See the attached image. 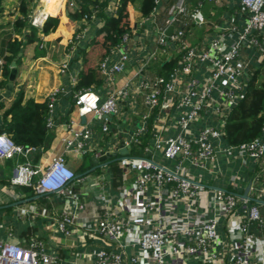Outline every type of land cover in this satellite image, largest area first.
<instances>
[{
    "label": "built area",
    "instance_id": "obj_1",
    "mask_svg": "<svg viewBox=\"0 0 264 264\" xmlns=\"http://www.w3.org/2000/svg\"><path fill=\"white\" fill-rule=\"evenodd\" d=\"M119 1L107 7L113 15ZM204 1L222 5L225 0ZM236 1L234 14L215 27L219 35L203 49L185 39L188 22L199 27L205 23L202 4L192 9L180 0L171 7L168 26L179 27L170 36L160 29L157 44L164 51L170 46L178 49L177 66L167 76L141 79L137 90L145 98L147 111L141 115L137 133L94 152L97 159L117 154L110 160L117 159L122 168L137 173L135 181L117 194L116 204L111 206L100 177L77 193L76 188L88 179L78 177L64 155L54 157L45 169L30 163L14 169L13 186H33L38 195L64 200V211L55 221L66 236L80 226L91 238L101 241L100 249L83 255L86 264H264V203L251 202L249 197L253 190L263 197L264 187L251 185L248 198H244L237 170L252 161L264 174V122L255 140L239 145L226 141L228 116L244 97L254 64L264 65V0ZM159 2L156 0V5ZM46 20L43 14L30 17L34 27ZM96 20L86 16L72 44L97 27ZM135 28L111 51L110 55L118 54V60L110 63V55L104 60V80L112 81L126 70ZM247 51L253 55L246 56ZM68 68L64 63L61 72ZM202 69L208 74L203 80L198 78ZM128 90L125 86L106 95L93 89L80 91L75 106L81 116L92 115L101 134L109 135L111 118L119 114V102L128 99ZM61 94L57 91L49 96V113ZM52 124L49 119L47 127ZM91 138L90 130L73 129L72 137L65 139V148L82 152ZM142 139H148L143 148ZM122 143L126 155L120 153ZM133 148L140 154H131ZM36 149L18 146L0 133V160L27 158ZM260 178L256 174L252 183ZM221 180L224 187L218 184ZM92 195L99 201L104 199L107 206L103 215L88 218L82 198ZM37 212L38 207L31 205L21 214ZM48 213L44 209L39 214L48 217ZM0 264L59 263L37 240L28 247L0 240Z\"/></svg>",
    "mask_w": 264,
    "mask_h": 264
},
{
    "label": "crops",
    "instance_id": "obj_2",
    "mask_svg": "<svg viewBox=\"0 0 264 264\" xmlns=\"http://www.w3.org/2000/svg\"><path fill=\"white\" fill-rule=\"evenodd\" d=\"M22 0H3L0 12V83L5 82L3 76V67L7 44L14 38H21L20 32L15 30V22L22 17L20 5ZM29 5L30 16H39L43 14L57 18L59 24L56 30L49 35L39 34L38 42L26 45L21 53V64L18 67L17 79L14 83V89L9 98L0 100V123L3 113L8 109L20 92L24 93L25 102L34 100L37 103L47 102L49 96L57 91H62L59 100L56 102L52 113L47 114V121H52L51 128H48V138L45 145L37 148L27 158L17 157L13 160H0V240L13 242L28 247L32 240L41 242L45 253L53 256L59 264H86L82 259L84 254L93 253L102 247L98 239L91 238L80 226L73 228V234L66 236L61 231L56 219L60 218L64 211V200L55 195L41 196L36 194L33 186H13L11 177L18 164L30 163L43 169L51 163L52 159L59 155H64L67 165L77 174L84 177L88 182L76 188L77 193H81L84 188L98 182V177L103 178L108 190L107 199L116 204L117 194L130 183L135 181L137 173L110 165L96 168L92 159L87 163L86 157H93L95 150L108 147L116 141L131 139L140 128L141 115L147 111L144 96L137 90L142 78H155L161 76L159 72L163 63L178 58L180 52L176 47L170 46L167 51L157 44L158 31L169 27L178 28V25H169V11L172 6L180 0H160L154 10V15L147 18L143 17L137 4L133 9L135 21V35L129 46V63L124 72L115 76L114 80H104L102 86L93 88V90L106 95L115 89L129 87L128 99L119 102V114L111 118L109 135L101 134L99 126L92 118V115L81 116L75 106V97L80 91H76L78 76L83 67V54L87 50L92 38L95 35L96 28L92 27L87 36L80 42L72 44L76 34L81 29V23L72 20L70 14L77 9V4L69 3L70 0H25ZM117 0H110L113 4ZM190 8H195L199 3L202 4V16L204 24L202 27L188 22L186 26V41L194 47L203 49L219 33L216 26H219L230 15L234 14L237 8L236 0H225L222 5H215L204 0H185ZM73 4V5H71ZM112 6V5H111ZM110 8V7H109ZM66 10L69 16H66ZM108 11V10H107ZM113 15L112 9L108 11ZM147 19L146 22L142 20ZM42 22L37 28H42ZM140 23H142L140 25ZM99 26V25H98ZM88 42L85 50H81L79 44ZM155 53L154 57L151 55ZM246 56L253 55L252 52H246ZM119 56L117 53L110 55V63H115ZM64 63L69 64L65 73L61 72V66ZM254 64V63H253ZM145 65V66H144ZM255 70H259V81L264 80V65L254 64ZM200 67H204L200 65ZM255 72V71H254ZM207 73L202 69L198 78L203 80L207 78ZM8 84V81H7ZM6 84V85H7ZM6 85L0 90V94L6 90ZM2 105V107H1ZM83 118H85L83 120ZM90 130L93 138L85 142L84 151L78 152L75 149L67 150L65 148V139L72 137V130ZM150 140V137L148 136ZM148 139L141 140V148L147 144ZM144 141L146 143L144 144ZM117 143V142H116ZM140 154L139 152H134ZM89 157V158H90ZM224 167L227 162L222 161ZM261 166L254 162H247L246 166L239 167L241 176V192L247 190L251 185L253 187H264V174L261 172ZM260 174L261 178L253 181L252 178ZM38 177H35V184ZM214 183V182H213ZM216 183V182H215ZM224 187V182H218ZM250 190V189H249ZM251 202H263L264 196L258 197L253 191L249 192ZM260 199V200H259ZM82 202L86 205L84 216L92 218L101 216L107 205L106 201L97 200L95 196L83 197ZM36 205L38 212L36 214H21L29 206ZM48 210V217L39 213L42 210Z\"/></svg>",
    "mask_w": 264,
    "mask_h": 264
},
{
    "label": "trees",
    "instance_id": "obj_3",
    "mask_svg": "<svg viewBox=\"0 0 264 264\" xmlns=\"http://www.w3.org/2000/svg\"><path fill=\"white\" fill-rule=\"evenodd\" d=\"M0 0V12L2 11ZM110 0H70L77 4V9L70 14L72 20L81 23L86 16L94 17L100 26H97L87 50L83 51V67L78 76L76 91L98 88L104 82L101 66L111 51L118 47L124 35L130 33L135 27L133 9L138 4L143 17H149L156 7V0H120L114 15H109L107 7ZM20 12L22 17L15 22V30L20 32L21 38L14 37L7 44L3 76L5 82L0 83V90L8 81L10 70L14 61L20 66L22 58L19 57L26 45L38 42L39 34L46 36L54 32L59 20L50 17L37 28L30 23L29 5L21 1ZM78 32V33H79ZM178 58L168 60L162 65V76H167L177 66ZM2 107V105H1ZM48 100L37 103L34 100L25 102L24 93L20 92L11 106L3 113L0 123V133L7 134L18 146L23 148H39L46 144L48 138L47 128ZM264 122V80L259 81V70H255L244 97L229 114L226 125V141L230 145L247 143L260 137ZM146 141H144V144Z\"/></svg>",
    "mask_w": 264,
    "mask_h": 264
},
{
    "label": "water",
    "instance_id": "obj_4",
    "mask_svg": "<svg viewBox=\"0 0 264 264\" xmlns=\"http://www.w3.org/2000/svg\"><path fill=\"white\" fill-rule=\"evenodd\" d=\"M189 1V0H187ZM66 16H69V11L66 10ZM174 32V28L173 27H169L166 29L165 33L167 36H170L171 34H173ZM88 45V42H82L79 44V47L81 50H85L86 46ZM21 56V55H20ZM19 56V57H20ZM17 75H18V67H17V62L14 61L13 64H12V67H11V70H10V74H9V77H8V84L6 85V90L4 93L0 94V100H3V99H6V98H9L13 92V89H14V83L17 79ZM106 119H109V116H105ZM85 118H83L84 120ZM121 147L122 149L120 150V153L123 154V155H126L128 153V151L126 149L123 148V143L121 144ZM117 154H114V155H110V156H105V157H102V158H92V161L93 163H95L97 166L96 168H101V167H104V166H107L109 163H111V158L112 157H116ZM112 161H117V159H114ZM80 177V176H78ZM249 189L250 187L247 188V190L244 192V194L242 195L244 198H248V192H249Z\"/></svg>",
    "mask_w": 264,
    "mask_h": 264
},
{
    "label": "rangeland",
    "instance_id": "obj_5",
    "mask_svg": "<svg viewBox=\"0 0 264 264\" xmlns=\"http://www.w3.org/2000/svg\"><path fill=\"white\" fill-rule=\"evenodd\" d=\"M108 146H110V145L108 144ZM135 151H136V148H133V151L131 152V154H134ZM89 157H86L87 163H90L91 159L93 158V157H90V158ZM118 165H119V163H118V161H116L113 164H111L110 166L111 167L113 166L114 168H117Z\"/></svg>",
    "mask_w": 264,
    "mask_h": 264
}]
</instances>
